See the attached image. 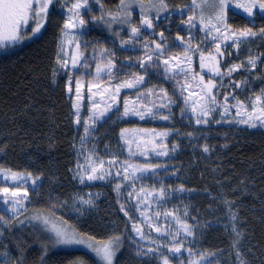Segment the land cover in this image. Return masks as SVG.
Listing matches in <instances>:
<instances>
[{
  "label": "rangeland",
  "instance_id": "374dc122",
  "mask_svg": "<svg viewBox=\"0 0 264 264\" xmlns=\"http://www.w3.org/2000/svg\"><path fill=\"white\" fill-rule=\"evenodd\" d=\"M100 1L102 2L99 0L97 3L96 0H88L85 8L72 11H70L72 5L78 2L83 3V0H53V4L49 7V10L53 8L56 17L62 18L56 44L54 74L55 81L60 79L64 81V93L69 103L73 133L70 146L76 158L71 165L69 174L71 181L70 187L67 188L69 190L66 191L67 198L57 190L56 180L52 178L30 172H16L5 165H0V189L7 187L11 191L21 193L27 191V199L22 196L5 197L0 192V217H3L0 219V264H17L12 248L6 244L9 235L7 230L9 231L15 221H20L22 218L40 227L39 229L53 248L80 249L89 252L99 260V264H104V261L89 245L95 247L109 240L114 241L113 264H116L119 256L121 259L134 257L148 264H163L164 257L168 258L169 264H190V262L195 264L197 261L199 264H240L236 256L237 249L245 264H250L245 257L249 242L245 232L247 228L243 226L245 223L242 222L239 214L240 205L229 201L225 193L245 198L249 196L247 192L251 186L241 183L237 189L233 188L231 192L225 191L221 187V177H217L218 167L214 166L217 149L221 147L217 148L215 143L227 141L228 137L222 134H228L227 131L230 133L237 129L241 123L236 117L219 108H212L210 104L208 107L214 110L210 111L208 116L200 117L201 120L206 119L208 122L196 123L199 108L197 113H193L191 106L193 101L200 99L202 93L191 81L194 69L193 58L191 59V56H188V60L180 58L175 45L171 43V38L163 43L165 54L158 57L160 64L153 71V73L157 72L155 76L140 66L142 60L147 62V55L143 54L144 40L130 39L127 34L122 33V28H128L130 25L131 28L138 27L139 17L135 13L142 15L141 4L145 5L144 12L152 15L165 14L173 7L167 6L168 9H160L158 0H139V3L133 2L131 7L122 9L121 0H114L117 8L102 6ZM125 2L127 3L128 0ZM197 4L201 7H195L194 10L188 9L182 18L190 36L191 33L194 34V27L186 23L188 17L195 16L192 22L195 25L199 19L196 13L212 8V0H207L206 3L197 0ZM98 6H102V12L97 11ZM120 10L122 12H119ZM76 11H79V17L75 15ZM127 12L131 13L130 18L126 15ZM48 14L39 34L0 49V55L17 49V45L41 38L47 26ZM69 17L73 18L77 27L65 30L64 24ZM81 17L86 21L83 27L78 24ZM99 17H103V23L108 24L109 29L113 27L114 32L110 35L111 37L98 36L95 32L98 30L96 24L93 29H90L89 19L95 20ZM170 17L176 19L175 16ZM22 31H28V29L24 28ZM65 31L68 36L64 35ZM28 35L31 36V33L28 32ZM113 39L129 41L124 44L130 46V43H133L140 48L138 52L128 53L124 57L133 59L131 69L121 70L117 60V50L109 44ZM67 40L72 42H65ZM77 44H79L78 49ZM74 55L80 56L77 68L71 67ZM173 57L181 61L179 67H176V59H170ZM108 59L113 61L115 68L112 69L110 77L106 73L101 74L100 84L101 88L108 87L109 91L103 96L96 95L93 99H89L90 93L87 86L89 82H95L96 66L99 64L103 67ZM165 59L170 60L168 71H165L166 66L163 64ZM64 60L69 61L67 68L62 66ZM85 64L88 67H85ZM180 68L185 69V72H181ZM140 76L144 78L142 83L132 88L121 87L118 93L115 92L117 85ZM77 79L83 84L82 99L79 101L76 96ZM186 83L191 84L192 87L185 90L182 85ZM96 91L97 89L93 88V92ZM190 92L198 95L189 96ZM113 95L115 101L110 99ZM94 102L100 104L99 110L106 105H110V109L104 116L97 119L93 116ZM200 102L207 103L206 100ZM76 103L80 104V123L76 122L77 114L74 107ZM126 105L129 109L127 115L124 114ZM99 110H96L97 115ZM136 112L143 114V119L135 114ZM89 117H93V120H89ZM85 121L90 125L87 133ZM254 128V133L258 132L256 128L264 131V126L260 122ZM232 135L233 138L239 137L238 134ZM205 148L208 151H205ZM161 152H165L166 155H158ZM101 161H103V170L99 174H110L104 175V179L88 180L90 165L98 166ZM110 161L113 163H109ZM78 165L81 167L78 168ZM137 169L148 170L138 171ZM12 172L22 174L27 182L3 178L4 175H10ZM80 175L84 176L83 182L80 180ZM125 176L129 178L125 179ZM196 182L202 185L195 188ZM118 184L119 189H117ZM105 188H111L114 193L115 198L110 201L115 211L111 212L115 217L118 215L119 218H123L124 225L108 224L103 235L105 238L89 239L69 225L85 223L86 220L95 218L98 220L97 225L102 224L97 212L102 202L107 199ZM161 189L165 193L162 198L159 196ZM251 190L254 189L251 188ZM17 199L21 203H14ZM82 200H88L90 203L84 204ZM204 204H208L207 208ZM201 207H205L206 214H203ZM262 207L264 208L263 204ZM165 213L171 215L166 216ZM209 215L216 217L210 218ZM233 215L236 217L235 220L232 218ZM69 221L71 224L63 223ZM182 224L190 227L192 235H188L183 230ZM121 228L124 231L122 235ZM135 228H139L141 234H137ZM157 228L159 231L156 230ZM209 228L224 229L225 238L229 239V250L220 246L213 251L208 249L203 238ZM56 229L76 233L79 239L84 240V243L57 244L55 243ZM237 233L240 235L237 236ZM117 237L118 240H116ZM174 247H180L181 251L178 253L170 251Z\"/></svg>",
  "mask_w": 264,
  "mask_h": 264
},
{
  "label": "trees",
  "instance_id": "16d2710c",
  "mask_svg": "<svg viewBox=\"0 0 264 264\" xmlns=\"http://www.w3.org/2000/svg\"><path fill=\"white\" fill-rule=\"evenodd\" d=\"M174 1L164 0L168 7H172L170 2ZM100 4L117 8L114 0H102ZM61 20L51 8L41 38L17 45V49L0 55V165L16 172L52 178L56 180L57 190L67 198L69 174L76 157L70 146L73 133L64 81H55L54 74ZM222 135L228 138L215 143L217 148L221 146L215 155L217 164L214 162L218 167L217 177H221V187L228 192L237 189L241 183L251 186L247 192L249 196L245 198L225 194L232 203L240 202L239 214L247 228L249 242L245 257L250 264H264V135L258 133L237 138L231 133ZM195 185L199 188L202 184L196 182ZM105 193L107 199L97 212L101 225L96 224L98 220L95 218L69 226L86 237L100 240L105 238L103 235L108 224L124 225L123 218L115 217L111 212L115 211L110 201L115 198L111 188H105ZM204 206L207 208L208 204ZM205 207H201L203 214H206ZM20 221H15L9 228L6 243L12 248L17 264H99L89 252L53 248L40 227L23 218ZM63 223L71 224L70 221ZM120 231L121 235L124 234L122 228ZM203 239L212 251L218 246L229 250V239L225 238L223 228H209ZM118 258L116 264H148L134 257Z\"/></svg>",
  "mask_w": 264,
  "mask_h": 264
},
{
  "label": "flooded vegetation",
  "instance_id": "af4514ba",
  "mask_svg": "<svg viewBox=\"0 0 264 264\" xmlns=\"http://www.w3.org/2000/svg\"><path fill=\"white\" fill-rule=\"evenodd\" d=\"M246 0H229L230 7L226 11V24L227 29L221 26V32L226 35L239 33L246 29L251 28V30L257 33L256 36L251 37H241L238 42H234V38H229L224 40L220 38V34L212 31L209 33L208 29L201 23V14L204 15L205 19H212V23H216L214 16L215 10L213 7L205 12L199 11L197 14L198 22H195L194 34L188 31L187 25L184 20V13L188 9H193L192 0H175L174 5L171 6L173 9L165 14L152 15L147 13V16L152 20L153 28H146L141 26L142 15L135 13L139 17L138 27L141 31L138 36L132 37L131 35V25L127 28H122V33H125L133 40H144L145 47H143V54L147 56H152V60H147L144 63L143 70L153 76L156 73L153 71L160 64L158 57L165 54L163 43L171 38V43L177 50L180 58L185 57V55L191 56L193 62V76L191 81L196 86L199 84L200 77L204 78V83L207 84L211 79L216 87L212 89V94L215 96L216 103L211 104L212 108H219L224 110L225 107L228 108L227 114L236 117L238 121L247 119L246 115H238L237 102H241L244 106L242 111L251 112V105L255 102V98L261 95V90L264 89V36L259 35L260 29L264 28V13L256 12L253 16H248L242 8H236L235 5L238 3H245ZM184 4V5H183ZM159 5V4H158ZM104 6V5H102ZM102 6L97 7V11L102 12ZM145 6V5H144ZM182 6V7H181ZM168 9V8H167ZM215 10V11H214ZM119 12H122L120 10ZM145 13V12H144ZM170 16H175L173 19ZM90 29H93L96 24L98 30V36L111 37L110 35L114 32L113 27L109 29L108 24L103 23V19L95 18V20L89 19ZM110 26V25H109ZM118 30V29H117ZM163 33V38H161L160 33ZM118 33V32H117ZM177 36L182 37V40H177ZM205 36V37H204ZM216 36L217 39L213 40L212 37ZM205 38V39H203ZM112 48H115L116 54L118 55V64L122 71H127L133 67V59L124 58L128 53H136L139 51V47L135 44L130 43V46L124 44L122 40L113 39L110 41ZM156 44H161V49H156ZM190 45V48H189ZM217 45L220 46V52L223 55L216 53ZM172 46V47H173ZM189 50L185 53V49ZM162 52V55L159 53ZM201 55L205 57L203 64L201 66ZM209 57H215L218 61V67L220 69L221 75H216L213 70L215 61L209 59ZM254 58L256 61V66L253 68L249 64V59ZM234 66H241L237 71L228 75V70ZM154 67V68H153ZM195 77V79H193ZM239 84V87L235 85ZM198 87V86H197ZM199 88V87H198ZM200 89V88H199ZM225 97H227V102H225ZM259 106H264V96H262V101ZM259 121H256V124ZM254 127H250L249 124L241 123L240 127L231 131V134H238L239 136L245 137L251 134H261L264 135V131L257 129V133H254ZM260 131V132H259ZM224 132V131H223ZM227 133H229L227 131Z\"/></svg>",
  "mask_w": 264,
  "mask_h": 264
},
{
  "label": "snow or ice",
  "instance_id": "6c2138e0",
  "mask_svg": "<svg viewBox=\"0 0 264 264\" xmlns=\"http://www.w3.org/2000/svg\"><path fill=\"white\" fill-rule=\"evenodd\" d=\"M97 3H99V0H96ZM136 2L139 3V0H128V2L126 3L125 0H121V4L120 7L122 9H126L131 7L132 3ZM207 0H201V3H206ZM159 3V7L160 9H166L167 5L164 3V0H158ZM53 4V0H0V49L6 48L7 46L12 45L13 43L19 42V41H23L25 39H30L34 36H36L37 34L40 33L41 29L44 27L45 25V20L49 11V7L50 5ZM88 4V0H83V3H75L72 5V9H70V11L72 10H80L83 9L87 6ZM192 4L194 5V9L195 7H201L200 4H197V0H192ZM155 6V5H153ZM211 6L214 9H218L215 12V16L214 19L216 21V23H212V19H205L204 15L201 14L200 17V21L201 23L205 26V28L208 29L209 33H211L212 31H215L217 33L220 34V38L227 40L229 38H234V42H238L239 39L241 37H251V36H256L257 33L253 32L251 30V28H246L244 30H242L239 35H235V34H229L226 35L225 33L221 32V26H223L225 29H227V24H226V9L230 7V3L229 0H212V4ZM141 7V12H142V19L140 21L141 26L142 27H146V28H153V23L152 20L147 16L146 13H144V6L143 4L140 5ZM236 8H242L244 10L245 13H247L248 16H253L256 12L258 13H264V0H246L245 3H238L235 5ZM193 9V10H194ZM159 14V13H158ZM75 15L77 17L80 16L79 11H76ZM126 15L130 18L131 13L127 12ZM100 19H103V17H100ZM195 19V16H189L188 20L186 21V23L190 24L192 27H195V25L192 23L193 20ZM30 21L32 22V24L30 25ZM86 23V21L81 17L79 18L78 24L80 27H83V25ZM77 27V24L73 22V18L69 17L68 21L64 24V29L68 30L71 28H75ZM27 28L28 31H22V29ZM141 31L140 27H132L131 28V35L132 37H136L139 35ZM28 32L31 33V36L28 35ZM65 36H68L67 31L64 32ZM259 35L264 36V28L260 29V33ZM161 38H163V33H160ZM183 38L180 36H177V40H182ZM213 40H216L217 37L213 36L212 37ZM67 43H71V40H67L65 41ZM129 41H124L123 43H128ZM77 49L79 48V44L76 45ZM147 47V45H146ZM161 44H156V49L159 50L161 49ZM190 48V45H189ZM63 50V48L61 49ZM189 49L186 48L185 49V53H187ZM107 51V50H104ZM216 53L219 55H223V53L220 52V46L217 45L216 47ZM163 53L160 52L159 55H162ZM170 59H176L177 60V64L176 67H179V64L181 63V61L178 60V58H170ZM185 60H188L187 55H185L184 57ZM205 57L203 55H201V66L203 67V61H204ZM209 59L215 61V64L213 66V70L215 71L216 75H221L220 69L218 67V61H216L215 57H209ZM59 60V57H58ZM147 60H152V56H147ZM80 61V56L79 55H74L72 57V61H71V67L72 68H77V65ZM144 61L142 60L140 62V66L144 67ZM69 64V61L64 60L62 66L67 68ZM163 64L166 66L165 67V71L170 70L169 69V65H170V60L169 59H165L163 60ZM249 64L254 68L256 66V61L254 58H250L249 59ZM85 67H88V65H84ZM239 67L241 66H234L231 69L228 70V75H231L232 72L237 71L239 69ZM115 68V64L113 63V61L111 59H108V62L102 67L101 65L97 64L96 66V70H95V78L94 81L95 82H89L88 83V92L90 93L89 99H93L96 95H101L103 96L104 93L109 91L108 87H104L101 88V84H100V80H101V74L102 73H106L109 77L112 74V69ZM181 72H185V69L180 68ZM143 76H140L138 78H134L132 80H129L127 82H125L124 84L121 85H117L115 88V92L118 93L121 87H135L137 84L142 83L143 82ZM193 79H195V77H193ZM200 88V93H202V95H200V99L197 101H193L192 103V112L193 113H197V109L199 108V113H198V117L196 120L197 124L200 123H207L208 121L205 120H201L200 117H206L209 115L210 111L214 110V109H210L208 107V104H215L216 103V99L215 96L212 94V89L216 87V84L210 79L208 81L207 84L204 83V78L201 76L200 80H199V84L197 85ZM236 87H239V84L235 85ZM83 87L82 82L77 79L76 81V96H77V101L82 99V95H81V88ZM182 87L187 90L188 88H191L192 85L191 84H185L182 85ZM93 88L97 89L96 92H93ZM69 91L71 92V87H69ZM163 91V90H161ZM198 95L195 92H190L189 96H195ZM262 96H264V89L261 90V95L256 96L255 98V102H253V104L251 105L252 107V111L251 112H247V111H242V109L244 108L243 104L241 102H237V105H235L236 107H238V115H246L247 119L241 120L239 121L240 123H245V124H249L250 127H256V121H259L260 124L262 126H264V106H259L261 104L262 101ZM110 99H112L113 101H115V96H111ZM188 98H185V102L187 103ZM207 101V103H201L200 101ZM225 102H227V97H225ZM166 106V105H164ZM74 107L76 108V114H77V123H80V119H79V108H80V104L76 103L74 105ZM93 116L96 117L97 119L99 117H102L105 115V113L110 109V105H106L102 110L100 109V104L99 103H93ZM99 110V113L97 115V111ZM128 107L127 105L125 106V115L128 114ZM225 112L228 111V108L225 107L224 109ZM135 114L140 115L141 118L143 119V114L136 112ZM164 119H167L168 117H163ZM89 120H93V117H89ZM94 122V121H93ZM85 124L87 125L85 128V132L87 133L88 131V127H90V125H88V122L85 121ZM126 131V130H125ZM166 135V134H165ZM123 136V133H122ZM127 142V141H126ZM205 151H208L207 148L204 149ZM158 155H166L165 152H161L158 153ZM109 163H113L112 161H110ZM81 167L78 165V168ZM103 170V161H101L99 163L98 166L96 165H90V173L87 174V179L88 180H96V179H104V175L110 174V173H103V174H99L100 172H102ZM138 171H147L148 169H137ZM87 171V170H85ZM117 175H119V173H117ZM30 176V174H29ZM5 180H9L11 179L12 181H20V180H24L25 183L27 182L25 177L22 174L19 173H15L12 172L10 173V175H4L3 177ZM125 179H128V176L124 177ZM80 180L81 182L84 181V176L80 175ZM33 183H35V181H33ZM120 188V185H117V189ZM0 192L3 193V195L5 197H23L24 199H27V191L25 190L23 193L19 192V191H11L9 188L5 187L3 189H0ZM148 195H152L151 193H148ZM165 195L164 190L161 189L159 196L162 198ZM5 203H7V199H5ZM14 203H21L20 200H15ZM82 203L84 204H88L90 203V201L88 200H82ZM22 206V205H21ZM121 210L123 211V206L121 207ZM125 215H127V212H125ZM157 215H159V213H157ZM165 215H171L170 213H165ZM233 220L236 219L235 215H233ZM0 219H3V217H0ZM45 223H47V221H45ZM181 227L183 228V230L188 234V235H192V232L190 230V227L186 224H182ZM157 231H159V229H156ZM56 241L55 243L57 244H81L84 243L83 239H79L78 238V234L76 233H69L67 231H63V230H59L56 229ZM135 231L137 232V234H141V230L139 228H135ZM234 231H235V226H234ZM240 233H237V236H239ZM91 239V238H89ZM119 238L117 237L116 240H118ZM113 244L114 241L113 240H109L107 242H104L102 244H100L99 246H93V245H89V247H92L93 251L101 257V259L104 261V264H113V257L115 255V251L113 248ZM235 247V244L233 245ZM152 251V250H150ZM170 251L173 252H180L181 248L180 247H174L173 249H170ZM191 250L189 249V252ZM236 256L240 261V264H245V261L243 259H241V253L239 251V249L236 250ZM163 264H169V260L167 257H164L163 259ZM190 264H192V262H190ZM195 264H199V262H195Z\"/></svg>",
  "mask_w": 264,
  "mask_h": 264
},
{
  "label": "bare ground",
  "instance_id": "6f19581e",
  "mask_svg": "<svg viewBox=\"0 0 264 264\" xmlns=\"http://www.w3.org/2000/svg\"><path fill=\"white\" fill-rule=\"evenodd\" d=\"M248 190V189H247ZM34 201V200H33ZM234 202V201H233ZM240 203V202H239ZM56 205V204H55ZM58 205V204H57ZM113 207V206H112ZM32 213V212H31ZM22 221H20L19 224H21ZM13 224V223H12ZM19 226V225H18ZM13 228V227H12ZM25 230V229H24ZM7 233H8V230H7ZM41 234V233H40ZM8 235V234H7ZM28 236V235H27ZM35 237V236H34ZM37 237V236H36ZM51 239V238H50ZM35 240V239H34ZM12 246V245H11ZM33 247V246H32ZM37 247V246H36ZM19 248V247H18ZM44 249V248H43ZM30 251V250H29ZM72 251V250H71ZM25 253V252H24ZM87 253V252H86ZM27 254V253H26ZM51 254V253H50ZM44 255V254H43ZM90 257V256H89ZM19 264V263H18Z\"/></svg>",
  "mask_w": 264,
  "mask_h": 264
}]
</instances>
